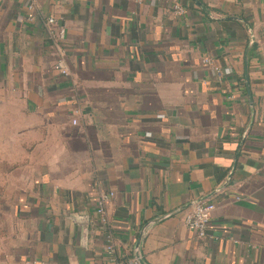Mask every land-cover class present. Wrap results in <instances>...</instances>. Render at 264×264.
Masks as SVG:
<instances>
[{
  "label": "crops",
  "instance_id": "obj_1",
  "mask_svg": "<svg viewBox=\"0 0 264 264\" xmlns=\"http://www.w3.org/2000/svg\"><path fill=\"white\" fill-rule=\"evenodd\" d=\"M27 2L0 0V264H264V0Z\"/></svg>",
  "mask_w": 264,
  "mask_h": 264
},
{
  "label": "built area",
  "instance_id": "obj_2",
  "mask_svg": "<svg viewBox=\"0 0 264 264\" xmlns=\"http://www.w3.org/2000/svg\"><path fill=\"white\" fill-rule=\"evenodd\" d=\"M39 0H28L26 8L27 10L32 13L35 10ZM174 9L177 13H182L183 9L179 4H174ZM32 15H29V20H32ZM45 27L49 32L50 39L53 41L56 49H57V56L58 60L55 63L54 68L60 72V74L66 76L67 70L64 67L63 63V51L60 49V41L64 38V30L61 28L56 27L55 20L53 18H48L45 21ZM204 63H210L208 60H204ZM215 73L220 74L221 70L218 68L213 69ZM73 125H76L77 121L75 118L71 120ZM113 197V193L108 194H100L97 202H96V212L101 218L102 223H106L105 218V205L109 199ZM215 209V204L210 201H201L197 202L191 206V209L188 213L184 216V224L186 228L197 238L203 239L206 237V234L211 225V215ZM106 254V264H140L135 258L134 259H126L122 260L115 256L114 249L111 245L105 248ZM27 264H36L35 262L27 263Z\"/></svg>",
  "mask_w": 264,
  "mask_h": 264
},
{
  "label": "water",
  "instance_id": "obj_3",
  "mask_svg": "<svg viewBox=\"0 0 264 264\" xmlns=\"http://www.w3.org/2000/svg\"><path fill=\"white\" fill-rule=\"evenodd\" d=\"M135 259L140 263V264H145L142 259L139 257V255H135Z\"/></svg>",
  "mask_w": 264,
  "mask_h": 264
}]
</instances>
